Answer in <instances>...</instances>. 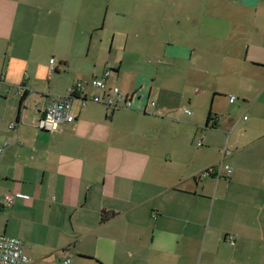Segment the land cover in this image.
<instances>
[{
    "label": "crops",
    "instance_id": "obj_1",
    "mask_svg": "<svg viewBox=\"0 0 264 264\" xmlns=\"http://www.w3.org/2000/svg\"><path fill=\"white\" fill-rule=\"evenodd\" d=\"M155 3L177 12L153 16L134 0L111 14L157 30L126 41L124 57L107 56L113 37L74 70L67 60L0 66V234L29 264H264V0ZM20 5L41 15L51 1L0 0V20L19 19ZM107 71L119 109L92 102L107 96L90 85ZM76 83L73 123L37 128ZM12 193L29 199L8 205Z\"/></svg>",
    "mask_w": 264,
    "mask_h": 264
},
{
    "label": "rangeland",
    "instance_id": "obj_2",
    "mask_svg": "<svg viewBox=\"0 0 264 264\" xmlns=\"http://www.w3.org/2000/svg\"><path fill=\"white\" fill-rule=\"evenodd\" d=\"M50 1L51 5L42 6L43 10L41 15H38V12H34L32 6L20 5L19 19L12 21L6 19L0 20L3 31L0 32V66L8 60H28L33 63L37 62L42 64L48 63L49 59L52 58L56 61V65L60 67L62 63L59 60L69 61L71 69L74 70L87 66L97 56V54L91 51L93 46L100 44L99 41L106 45L105 49L108 51L110 41L114 37L112 52L111 54H107V56L124 57V52L121 51V47L126 41L127 45H130V42L132 45H139L140 41L145 38L142 34L148 35L149 33H156L157 31L156 27L152 25L154 22L140 23L135 18L131 21L132 19L129 17L131 15L130 13H124L126 15L124 18L116 19L119 20L118 22L110 19L111 14L117 12L119 4L121 9H124V4L134 9L131 5L134 0H110L111 4L109 7L107 0L96 1V4L92 0H84L83 5H78L80 4L79 0H65L63 5L59 4L60 0ZM142 1L147 2V4L142 6V11L146 14L150 13L154 16L153 10L162 9L163 7L164 14L167 16H171L172 13L177 12L176 6L169 4L164 6L157 5L155 3L156 0ZM107 8L110 11L105 18ZM24 17L31 19L26 21ZM11 27L14 29L9 31ZM95 27L99 29L94 30ZM130 29L132 31L129 32L130 35L135 33V31L140 33L138 38H127L126 32ZM118 32L121 33L118 34ZM191 35L188 36L190 40ZM90 41L92 42L91 53L88 58H85ZM16 57L26 59L20 60ZM114 73L115 70H112L113 75H115ZM3 103V98H0V108H2L1 105ZM204 103L206 104L205 107L208 108L210 105L209 100L206 99ZM197 104L201 105L202 102L197 101ZM187 108L190 109L189 107Z\"/></svg>",
    "mask_w": 264,
    "mask_h": 264
},
{
    "label": "built area",
    "instance_id": "obj_3",
    "mask_svg": "<svg viewBox=\"0 0 264 264\" xmlns=\"http://www.w3.org/2000/svg\"><path fill=\"white\" fill-rule=\"evenodd\" d=\"M53 63L54 60L51 59L49 64L52 65ZM109 75L110 73L107 71L100 78L95 77L91 80L90 85L92 87L107 92L105 98L96 96L93 97L92 102L115 110L121 107L119 103L122 101V98L117 87L107 88ZM82 90H84V85L76 83L73 88L67 89L64 94L54 96L53 100L43 107L41 116L36 123L37 128L46 132H55L63 124L73 123L74 118L70 115L71 103L75 98L76 92ZM233 100L234 98L231 97L230 101ZM124 103V107L130 106V101L125 100ZM153 106L154 103L149 102V107L153 108ZM182 111L184 114H190L187 109H183ZM227 169L230 172V167ZM208 173H212V169L207 170L203 176H206ZM15 199L27 200L29 196L22 193H12L5 197V203L10 205ZM230 243L231 245L233 244L232 236H230ZM68 263V259L63 262V264ZM0 264H29V260L23 252V245L19 240L0 234Z\"/></svg>",
    "mask_w": 264,
    "mask_h": 264
},
{
    "label": "trees",
    "instance_id": "obj_4",
    "mask_svg": "<svg viewBox=\"0 0 264 264\" xmlns=\"http://www.w3.org/2000/svg\"><path fill=\"white\" fill-rule=\"evenodd\" d=\"M112 215H114L113 213H111V214H103L102 216H101V221H107Z\"/></svg>",
    "mask_w": 264,
    "mask_h": 264
}]
</instances>
